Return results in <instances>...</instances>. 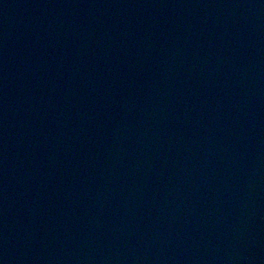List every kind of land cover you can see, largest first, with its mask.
Masks as SVG:
<instances>
[{
    "label": "water",
    "instance_id": "water-1",
    "mask_svg": "<svg viewBox=\"0 0 264 264\" xmlns=\"http://www.w3.org/2000/svg\"><path fill=\"white\" fill-rule=\"evenodd\" d=\"M0 264H264V0H0Z\"/></svg>",
    "mask_w": 264,
    "mask_h": 264
}]
</instances>
